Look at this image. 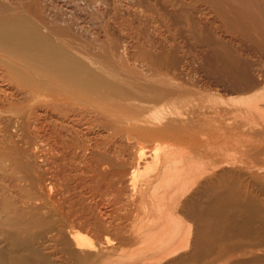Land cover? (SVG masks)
<instances>
[{"label": "bare ground", "instance_id": "1", "mask_svg": "<svg viewBox=\"0 0 264 264\" xmlns=\"http://www.w3.org/2000/svg\"><path fill=\"white\" fill-rule=\"evenodd\" d=\"M222 84L252 96L224 119L202 99L183 105ZM229 129L260 161H218L230 169L208 184L214 203L172 209L190 174L174 147L188 131ZM76 161H89L84 188L139 198L130 229L75 200L73 175L86 167ZM146 167L153 176L139 180ZM263 216L264 0H0V264H121L125 247L145 242L156 245L150 264H264ZM89 230L98 247L80 237Z\"/></svg>", "mask_w": 264, "mask_h": 264}, {"label": "rangeland", "instance_id": "2", "mask_svg": "<svg viewBox=\"0 0 264 264\" xmlns=\"http://www.w3.org/2000/svg\"><path fill=\"white\" fill-rule=\"evenodd\" d=\"M244 45H245V43L240 45L239 46L240 49H241V47H243V48H245L244 50H246L248 44H246L245 46ZM248 48H249V45H248ZM186 51H188V50L187 49H185L184 51L182 50V52L178 53V55H179V58L181 57V59H183V60L186 59V61H188L190 59L187 57L188 53L190 52L189 56H191L192 52L191 51L186 52ZM257 55L262 57L260 54H257ZM183 57H185V58H183ZM214 67L216 69V68H218V65L212 64V66L210 67V70L212 68V70L215 71ZM171 79L174 80L173 75H171ZM192 79L194 80L195 78L191 77V80ZM185 83H187V82H185ZM188 83H189V85H187V86L191 87L190 82H188ZM225 85L222 84L219 87V89H221L219 92L215 91V90L208 91V90H199V89H198L199 91H197L196 95H193L192 92H187L186 94H184V96L182 95V98H183L182 101L184 102L183 105L186 106V105L192 103L196 98L202 99V101L204 102V105L206 107L207 106H213V107L217 108L219 106V107L225 108V110L221 109L222 118L224 119V117H223L224 111H229V110L235 111V109L238 110V109L242 108L243 105L246 104V102H248V99L252 96L251 94L234 93V92H232L234 90H232V88L230 86H225ZM162 105H164V104L158 105V107L162 106ZM204 105L199 107V111L202 110ZM165 107L164 106L159 107L160 108L159 110H161L162 108H165ZM228 118L229 117L226 116L225 125H226L227 121H228V123L230 122L228 120ZM231 131H232L231 129L223 130L221 132H217L215 130H213V131L203 130L201 132L197 131L196 133L188 131V136L186 135L185 144H183L181 148L174 147L175 149H174V151L173 150L172 151L176 154H179L181 152V155H179L180 159H181V161H185L184 168L190 174L187 177V182H186V185L184 188V195H181L184 199L183 198L179 199V197H178V199L176 200V198H174L173 201L170 202V207L172 209H173V207H175L176 210H178V211L180 210V208L182 206H180L179 201H182L183 204L185 203L184 207H186V210H188L190 212H192V211L197 212L200 209L203 210V208L205 206H211L214 203L213 201H215L217 196H215L214 192L210 189V187H208V184L215 182L216 177L222 172L223 169H225V170L230 169L228 167L222 168V166H221V169L219 167L216 168V166L219 164L218 161H231L233 163L232 166L235 163L236 167L243 166V167H247V168H251L254 161H260L257 157L259 150L253 148L248 143L236 144L234 137L233 136L230 137ZM186 132H187V129H186ZM227 137H230V138H227ZM187 138H188V140H187ZM227 139H229V140H227ZM146 145L148 146V145H155V144L154 143H151V144L148 143ZM120 146H121V144H119V142H117L116 148L111 147V150L113 151L115 149L113 152H115L116 150L119 151ZM123 146H125V144ZM130 147H131V145H128V150H130ZM182 148H183V150H182ZM148 149H150V148H148ZM148 149L146 151H149ZM118 151H116V152H118ZM124 156L128 158L129 154L125 153ZM179 156L175 157V158L178 157L176 161H178V160L180 161ZM151 158H152V156L150 158L148 157L147 161H149V160L152 161ZM83 162L84 161H76V163L79 166L85 164V165L79 167V171H80V168L82 169L85 166L87 167V165L85 163L87 161H85L84 163ZM88 163H89V161L87 162V164ZM188 164H189V167H188ZM86 167L84 169H82V170H84L82 173L78 172V173H74V175H73L75 177V179H74V182L71 184V187H72L71 188V191H72L71 194L72 195L75 194V200H78V199L83 200L84 203L86 204V206L90 209V211H92L94 215H96L100 220H102L107 225H110L112 227H117L120 231H126V230L130 229L131 228L132 213H134L136 210V208L134 206L140 207L138 205L139 198L137 199L135 205L129 203V199H131V192H129V188L126 189V187H124V186H122L124 193L120 196V199L118 197H116V195L112 191H105L104 190L101 193H95L89 187L84 188V186L78 182L77 175H79V174L86 175V176L89 175V177H90L92 172L90 171V174H89V168L88 167L86 168ZM178 167L181 168V166H179V165H178ZM147 168L148 167H146L144 169L142 168L140 170V172H138V173H140V175H138L139 180H141L145 177H148V176H153V174H154V173H152L153 170H149V172L151 171L149 174V172H147V170H146ZM146 173H148V174H146ZM175 178H176V175L173 177V179L175 180ZM195 181L197 183H195ZM139 186L140 185H138V187ZM175 187H172L173 190ZM138 189H140V188H138ZM173 190H169L168 193H170V195H171V192H173ZM160 195L161 194H159L158 196H160ZM151 199L152 198H147V200H148L147 202L148 203L150 202V204H147V208H146L147 210H151L150 209L151 208V202L152 203H153V201L155 202V199H152V200ZM206 203H208V204H206ZM147 213L145 215V214H141V212H140V214L137 216L135 221L136 222L138 221V224H140L142 222H144V224H146L148 222V224H149L148 220L151 219L150 216L152 215V213H151V211L150 212L148 211ZM235 216L238 220L243 219V214H242V212H240L239 209L235 210ZM263 218H264V216L261 218L264 221ZM138 219H140V221ZM146 219H147V222H145ZM260 224H261V220L259 221V223L257 224V226L255 228L257 229L259 226H261ZM185 226H186V228H184V234L186 235L189 232V230H191V231H193L194 237H195V229H194L195 223L192 222L191 220L187 219V218H184V227ZM79 234H81L80 237L84 238V240L87 244H90L92 246L95 245L96 247H98V244H99L98 238L92 230L80 231ZM110 238L112 239V242H114V240L116 238L114 235V232L112 233ZM145 241H147V240H145ZM147 243L146 242L143 243L144 246H143V244H141V245L137 244L134 247H125L123 249V250L127 251V254L125 256L128 255L130 258L123 257V259L117 261V263H121V264H150V262L152 263L154 261L153 260L154 255H152V254L156 248V245L154 243H151V244L150 243L147 244ZM145 244H146V246L148 245L147 248H145L146 247ZM139 246H140V249H139ZM136 247L138 248L137 249L138 253H136L135 250H134L135 253L133 251V249H136ZM119 253H121V252L118 251L117 255ZM130 254H132V255H130Z\"/></svg>", "mask_w": 264, "mask_h": 264}]
</instances>
